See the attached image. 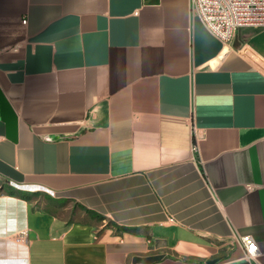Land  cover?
<instances>
[{
	"label": "crops",
	"instance_id": "1",
	"mask_svg": "<svg viewBox=\"0 0 264 264\" xmlns=\"http://www.w3.org/2000/svg\"><path fill=\"white\" fill-rule=\"evenodd\" d=\"M0 264H264V27L0 0Z\"/></svg>",
	"mask_w": 264,
	"mask_h": 264
},
{
	"label": "built area",
	"instance_id": "2",
	"mask_svg": "<svg viewBox=\"0 0 264 264\" xmlns=\"http://www.w3.org/2000/svg\"><path fill=\"white\" fill-rule=\"evenodd\" d=\"M191 10L224 42L230 41L240 28L264 27V0H191ZM242 242L248 256L258 253L251 235L242 236Z\"/></svg>",
	"mask_w": 264,
	"mask_h": 264
},
{
	"label": "trees",
	"instance_id": "3",
	"mask_svg": "<svg viewBox=\"0 0 264 264\" xmlns=\"http://www.w3.org/2000/svg\"><path fill=\"white\" fill-rule=\"evenodd\" d=\"M3 187H1L2 189ZM7 191L10 193V194H14V193H17V190H15L14 188H8Z\"/></svg>",
	"mask_w": 264,
	"mask_h": 264
}]
</instances>
